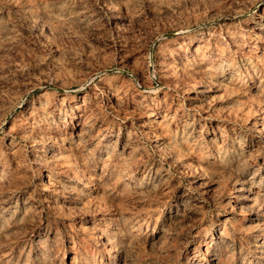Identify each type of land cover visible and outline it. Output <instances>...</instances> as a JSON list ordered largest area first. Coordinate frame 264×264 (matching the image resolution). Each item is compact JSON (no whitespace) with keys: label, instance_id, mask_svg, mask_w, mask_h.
Here are the masks:
<instances>
[{"label":"rangeland","instance_id":"obj_1","mask_svg":"<svg viewBox=\"0 0 264 264\" xmlns=\"http://www.w3.org/2000/svg\"><path fill=\"white\" fill-rule=\"evenodd\" d=\"M0 264H264V0H0Z\"/></svg>","mask_w":264,"mask_h":264}]
</instances>
